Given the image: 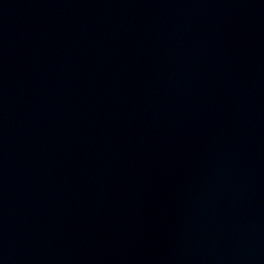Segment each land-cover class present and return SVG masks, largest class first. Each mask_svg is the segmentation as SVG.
<instances>
[{
  "label": "water",
  "instance_id": "1",
  "mask_svg": "<svg viewBox=\"0 0 264 264\" xmlns=\"http://www.w3.org/2000/svg\"><path fill=\"white\" fill-rule=\"evenodd\" d=\"M0 264H264V0H44L0 69Z\"/></svg>",
  "mask_w": 264,
  "mask_h": 264
}]
</instances>
